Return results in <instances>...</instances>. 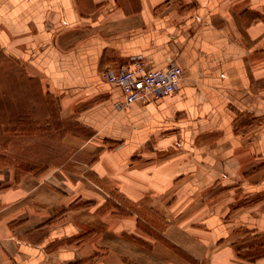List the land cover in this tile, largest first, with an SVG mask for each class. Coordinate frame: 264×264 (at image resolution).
Listing matches in <instances>:
<instances>
[{
	"label": "crops",
	"instance_id": "1",
	"mask_svg": "<svg viewBox=\"0 0 264 264\" xmlns=\"http://www.w3.org/2000/svg\"><path fill=\"white\" fill-rule=\"evenodd\" d=\"M0 26L85 157L0 170V264H264V0H0ZM137 56L178 92L125 107L100 73Z\"/></svg>",
	"mask_w": 264,
	"mask_h": 264
},
{
	"label": "rangeland",
	"instance_id": "2",
	"mask_svg": "<svg viewBox=\"0 0 264 264\" xmlns=\"http://www.w3.org/2000/svg\"><path fill=\"white\" fill-rule=\"evenodd\" d=\"M68 133L84 129L60 118L47 82L0 42V170L40 175L79 166L85 157L65 139Z\"/></svg>",
	"mask_w": 264,
	"mask_h": 264
},
{
	"label": "built area",
	"instance_id": "3",
	"mask_svg": "<svg viewBox=\"0 0 264 264\" xmlns=\"http://www.w3.org/2000/svg\"><path fill=\"white\" fill-rule=\"evenodd\" d=\"M183 78L182 69L168 65L153 69L141 56L131 58L118 67H109L100 73V80L120 89L124 106L135 103L147 104L175 95Z\"/></svg>",
	"mask_w": 264,
	"mask_h": 264
}]
</instances>
